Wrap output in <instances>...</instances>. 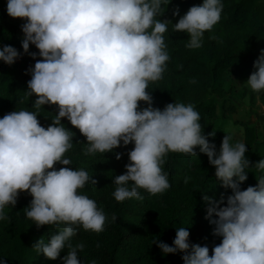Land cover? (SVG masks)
I'll list each match as a JSON object with an SVG mask.
<instances>
[{
    "label": "clouds",
    "instance_id": "9594fccd",
    "mask_svg": "<svg viewBox=\"0 0 264 264\" xmlns=\"http://www.w3.org/2000/svg\"><path fill=\"white\" fill-rule=\"evenodd\" d=\"M169 3L7 0L8 16L26 21L21 25L23 54L36 60L37 53L29 52L31 44L41 59L26 70L31 79L19 101L24 103L35 95V111L15 110L0 118V221L9 220L5 208L14 207L19 194L27 192L32 199L25 208L26 217L37 228L55 225L60 229L47 243L40 238L32 247L49 260H56L67 249L63 264H81L78 253L84 244H73V238L81 227L103 232L108 220L95 200L79 192L87 183H97L88 171L55 168L56 164L72 165L65 154L73 148L75 134L61 123L66 118L86 138L87 147L82 149L85 156L133 144L125 172L113 178L116 187L112 195L117 202L143 201L141 190L149 196L164 193L171 187L169 173L162 168L165 156L182 153L196 157L198 148L215 168L221 187L232 193L226 198V206H221L223 194L220 200L202 196L205 219L214 225L212 235L222 237L221 242L209 255L208 246L190 244V232L180 227L171 245L156 238L152 244L162 255L182 253L183 264H264V175L255 186L241 190L248 178L246 169L255 167L264 173V159L250 164L245 157L246 144L233 142L231 133L223 137L217 151L202 134L201 116L192 103H169L162 110L152 106L149 83L163 79L170 60L164 36L168 25L173 32L188 34L186 48L199 49L204 33L219 23L224 8L221 0H203L172 24L159 19ZM172 15H179L178 6ZM21 56L10 45L0 47V61L7 65ZM252 67L246 84L259 94L264 92V49ZM189 83L195 84V78ZM139 102L147 107L140 108ZM44 105L58 109L46 128L37 119ZM121 155L116 153L115 159ZM189 179L185 177L184 183ZM116 220L113 214L111 221ZM0 264L5 261L0 259ZM88 264L97 261L92 259Z\"/></svg>",
    "mask_w": 264,
    "mask_h": 264
},
{
    "label": "trees",
    "instance_id": "16d2710c",
    "mask_svg": "<svg viewBox=\"0 0 264 264\" xmlns=\"http://www.w3.org/2000/svg\"><path fill=\"white\" fill-rule=\"evenodd\" d=\"M221 2L224 5L221 20L211 32L204 33L203 45L199 49L186 48L188 34L173 32L172 25H168V31L164 34L170 55L167 70L163 79L150 82L148 86L155 108L162 110L165 105L174 102L194 104L201 116L202 134L216 145L217 151L225 133L212 126L214 107L217 100L235 89L230 82L223 87L220 77L229 70L238 76V80H247L254 71L253 62L260 50L264 49V0ZM202 3L203 0H170L159 19L175 24L191 6ZM6 4L7 0H0V47L10 45L22 56L12 65L0 61V118L15 110L35 111L32 108L35 95L24 103L19 101L27 89V81L31 79V74L26 70L41 59L38 49L31 44L29 52L37 53L36 60L23 54L21 25L26 21L9 17ZM177 6L179 15L174 17L172 11ZM209 36L217 39L211 40ZM177 65L183 67L177 68ZM193 78L196 83H189ZM228 79L231 80L232 75H228ZM139 103L140 108L147 107L144 102ZM57 112L56 105L42 106L37 116L41 126H49ZM61 123L75 134L74 146L65 154L66 158L72 160V165L56 164L55 168H83L88 171L91 179L97 183H87L79 192L95 200L97 207L108 217L103 232L97 234L81 227L73 238V244H84V249L78 253L81 264H88L92 259L97 264H183L182 253L162 255L160 249L152 244L153 238H156L171 245L176 228L180 227H187L190 232V244L206 245L209 255L212 254V248L221 242L222 237L212 235L214 225L205 219L206 203L202 196L220 200L223 194L225 199L221 206H226V198L232 193L231 189L221 187V182L214 175L215 168L209 164L205 154L198 148L195 150L196 157L168 153L162 166L163 171L169 173L171 187L167 191L149 196L141 190L145 197L143 201L130 199L117 202L112 195L116 187L113 178L125 172L124 166L129 162L127 153L133 144L118 147L112 152L85 156L82 149L87 147L86 138L66 118H62ZM213 132L214 136H208ZM243 142L248 149L245 157L250 164L264 159V126L244 124ZM116 153L122 154L121 159H115ZM246 171L248 178L241 184V190L255 186L257 179L264 175L255 167ZM185 177H190L188 183H184ZM31 199L27 192L20 193L16 205L5 208L9 220L0 221V259L5 264H63L62 257L67 254V249L62 250L56 260H49L32 248L40 238L47 243L60 229L55 225L37 228L26 217L25 208ZM113 214L117 216L116 222L111 221Z\"/></svg>",
    "mask_w": 264,
    "mask_h": 264
},
{
    "label": "rangeland",
    "instance_id": "374dc122",
    "mask_svg": "<svg viewBox=\"0 0 264 264\" xmlns=\"http://www.w3.org/2000/svg\"><path fill=\"white\" fill-rule=\"evenodd\" d=\"M228 75H232L231 80L228 79ZM220 81L223 87H226V83L230 82L235 89L233 93H228L216 101L212 126L221 129L225 135L231 133L233 142H243V126L248 124L247 120L251 119L252 124L261 127L257 123L260 119L255 118L253 114L257 113V110L264 112V92L254 93L247 86V80H238V76L229 70L224 72Z\"/></svg>",
    "mask_w": 264,
    "mask_h": 264
},
{
    "label": "crops",
    "instance_id": "0c3cea01",
    "mask_svg": "<svg viewBox=\"0 0 264 264\" xmlns=\"http://www.w3.org/2000/svg\"><path fill=\"white\" fill-rule=\"evenodd\" d=\"M256 112V111H255ZM255 115V118H259V122H257L258 124L264 126V112H260V110H257V113L253 114ZM252 115V119L254 120V117ZM249 119V118H248ZM247 123L250 124L251 123V119L247 120ZM252 124V123H251ZM253 126H256V124H252Z\"/></svg>",
    "mask_w": 264,
    "mask_h": 264
}]
</instances>
